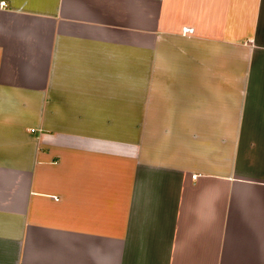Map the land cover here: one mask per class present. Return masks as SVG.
I'll use <instances>...</instances> for the list:
<instances>
[{
    "label": "crops",
    "instance_id": "crops-1",
    "mask_svg": "<svg viewBox=\"0 0 264 264\" xmlns=\"http://www.w3.org/2000/svg\"><path fill=\"white\" fill-rule=\"evenodd\" d=\"M0 264H264V0H0Z\"/></svg>",
    "mask_w": 264,
    "mask_h": 264
},
{
    "label": "built area",
    "instance_id": "built-area-1",
    "mask_svg": "<svg viewBox=\"0 0 264 264\" xmlns=\"http://www.w3.org/2000/svg\"><path fill=\"white\" fill-rule=\"evenodd\" d=\"M1 5H2V7H6V3H2Z\"/></svg>",
    "mask_w": 264,
    "mask_h": 264
}]
</instances>
